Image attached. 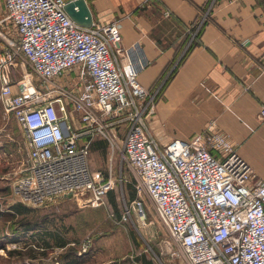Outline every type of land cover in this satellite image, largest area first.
Returning <instances> with one entry per match:
<instances>
[{
    "label": "built area",
    "instance_id": "obj_1",
    "mask_svg": "<svg viewBox=\"0 0 264 264\" xmlns=\"http://www.w3.org/2000/svg\"><path fill=\"white\" fill-rule=\"evenodd\" d=\"M66 1L3 0L0 100L26 146L13 194L34 206L55 197L105 204L114 179L92 170L88 154L97 138L113 150L124 125L122 158L135 176L131 208L143 220L140 195L146 193L167 229V243L177 247L169 251L178 264H264V179H254L232 141L213 125L161 144L148 126L161 86L150 91L139 83L149 61L138 43L122 45L118 20L80 25L65 11ZM204 18L188 26L192 37ZM17 57L21 77L14 73ZM25 63L44 80L74 70L80 88L52 83L44 90ZM129 216L127 210L117 222Z\"/></svg>",
    "mask_w": 264,
    "mask_h": 264
},
{
    "label": "crops",
    "instance_id": "obj_2",
    "mask_svg": "<svg viewBox=\"0 0 264 264\" xmlns=\"http://www.w3.org/2000/svg\"><path fill=\"white\" fill-rule=\"evenodd\" d=\"M86 2L94 23L118 20L122 45L138 43L149 61L138 81L150 91L161 86L148 119L161 144L213 125L232 141L254 179H264V0ZM201 15L192 37L188 26ZM76 78L73 70L54 83L75 89ZM140 262L153 264L144 257Z\"/></svg>",
    "mask_w": 264,
    "mask_h": 264
},
{
    "label": "rangeland",
    "instance_id": "obj_3",
    "mask_svg": "<svg viewBox=\"0 0 264 264\" xmlns=\"http://www.w3.org/2000/svg\"><path fill=\"white\" fill-rule=\"evenodd\" d=\"M2 16L0 0V18ZM17 61L14 73L21 77L17 70L22 58L17 57ZM24 67L31 73L33 82L44 90L69 73L44 80L28 64ZM71 86L77 89V85ZM124 129V125L119 127L113 150L108 145L104 150L90 146V168L114 179L105 204L82 206L75 199L55 197L34 206L23 202L12 191L13 181L21 174L26 148L22 130L13 114L5 112L0 100V264H142V257L153 264L180 262V258L172 257L169 251L177 247L167 243V229L146 193L140 195L145 218H137L131 208L136 196L129 198V185L135 183V176L122 158ZM15 204L23 212L16 214ZM127 210L130 216L124 222H117ZM52 233L65 240V245H56ZM47 239H50L49 246L44 244Z\"/></svg>",
    "mask_w": 264,
    "mask_h": 264
},
{
    "label": "water",
    "instance_id": "obj_4",
    "mask_svg": "<svg viewBox=\"0 0 264 264\" xmlns=\"http://www.w3.org/2000/svg\"><path fill=\"white\" fill-rule=\"evenodd\" d=\"M64 9L80 25L89 27L93 24V16L86 0H67Z\"/></svg>",
    "mask_w": 264,
    "mask_h": 264
},
{
    "label": "trees",
    "instance_id": "obj_5",
    "mask_svg": "<svg viewBox=\"0 0 264 264\" xmlns=\"http://www.w3.org/2000/svg\"><path fill=\"white\" fill-rule=\"evenodd\" d=\"M92 142L93 143H91V146H92L93 149H102V150H104L105 147H106V145H107L106 141L105 140H102V139H99V140H96V141L94 140ZM129 186H130L129 198L132 200L136 196V191H135V188H134L133 183H131ZM109 192L111 193V191H109ZM112 203H114L113 200H112ZM13 209H15L14 211H15L16 214L17 213H20V212H23L22 209H20L19 205H17V204L13 205ZM49 235L50 234H48V236ZM52 237L55 240L56 245H58V246H64L65 245L66 241L63 240V239H61L60 236L56 235L55 233H52ZM43 238H46V237H43ZM13 240H18V239H13ZM49 240L50 239H47L46 240V242L44 243L45 246H49V245H47V243L50 242Z\"/></svg>",
    "mask_w": 264,
    "mask_h": 264
}]
</instances>
